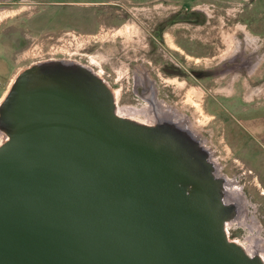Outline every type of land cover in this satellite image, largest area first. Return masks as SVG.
<instances>
[{
    "label": "water",
    "instance_id": "water-1",
    "mask_svg": "<svg viewBox=\"0 0 264 264\" xmlns=\"http://www.w3.org/2000/svg\"><path fill=\"white\" fill-rule=\"evenodd\" d=\"M0 264H264L211 152L171 121L120 117L92 69L46 60L0 103Z\"/></svg>",
    "mask_w": 264,
    "mask_h": 264
},
{
    "label": "rangeland",
    "instance_id": "rangeland-1",
    "mask_svg": "<svg viewBox=\"0 0 264 264\" xmlns=\"http://www.w3.org/2000/svg\"><path fill=\"white\" fill-rule=\"evenodd\" d=\"M94 14L95 32H81ZM1 50L19 72L46 60L89 67L126 117L148 108L137 80L146 66L158 100L188 118L250 203L230 238L264 239V0H0Z\"/></svg>",
    "mask_w": 264,
    "mask_h": 264
},
{
    "label": "bare ground",
    "instance_id": "bare-ground-1",
    "mask_svg": "<svg viewBox=\"0 0 264 264\" xmlns=\"http://www.w3.org/2000/svg\"><path fill=\"white\" fill-rule=\"evenodd\" d=\"M97 74H98V72H97ZM142 76H144V74H143V72H140L139 78H143ZM148 77H149V75H148ZM114 94H115L116 102H117V96L118 95H116L117 94L116 92H114ZM147 99H148V103H147L148 108L146 106L144 108H142V109L134 108V107L125 108L124 112L126 113L127 117L123 116L122 114H120V110L117 109L118 115L120 117H124V118L130 119V120H133L135 122H138V123H141V124H145V125H154V124H157L160 121H171V122L175 123L176 125H179V126H181L183 128L188 129L190 132L193 133V135L197 136V133H196L195 130H193L192 126L188 125V123H187L188 118L182 112H180L178 109L173 108L172 106H170V105L158 100L156 88H154L153 86H152V88L150 90V93L147 96ZM134 114L135 115H140L141 118L143 120H146V121L136 120V118L134 119V117H133ZM0 138L3 141L4 137H3L2 134H0ZM201 142H202V145L206 149H209V148H207L205 146L206 145L205 141L201 140ZM211 156H212L213 162L215 163V165L217 167L218 174L221 177L225 178L224 176L221 175L220 164L216 161V159L215 160L213 159L214 155H212V153H211ZM225 179L227 181V184H226V194H227L226 202L236 205V207L238 208V216H239V214H242V217L238 218V216H237V218L235 220H233L230 223H228L227 229H229V227H231L234 224H240V226L241 225H246V223H247L246 220H247V217H248V214H249L248 213L249 212L248 205H250V203L248 202V200L246 198V195L243 193L242 189L239 187L238 181L233 180V179H228V178H225ZM253 222H254V220H253ZM253 224L257 225L255 223H253ZM256 227H258V230L261 229V228H259L260 227L259 224ZM251 230H253V229H251ZM259 239L260 240H264L262 238H259ZM255 241L256 240H253L252 242L242 243L239 240H237V242L239 244H241L245 248V250L247 251V253L249 255H251V256L257 255V256H260L264 260L263 255H262V253H264L263 248L261 246H259V245H254V244L251 245Z\"/></svg>",
    "mask_w": 264,
    "mask_h": 264
},
{
    "label": "flooded vegetation",
    "instance_id": "flooded-vegetation-1",
    "mask_svg": "<svg viewBox=\"0 0 264 264\" xmlns=\"http://www.w3.org/2000/svg\"><path fill=\"white\" fill-rule=\"evenodd\" d=\"M65 5V4H64ZM66 9H68V12H71L70 14H69V16L70 15H72V14H74V12L77 10V9H72V10H70L69 8H65V10H63L65 13H68V12H66L67 10ZM63 11H62V13H63ZM80 15V14H79ZM78 14H77V16H79ZM65 16V15H64ZM81 16V15H80ZM79 16V17H80ZM81 18V21L83 22L84 21V18H83V16H81L80 17ZM81 21H80V23H81ZM92 21L94 22L93 24H91V25H88V26H86L85 28H82V29H80V31L81 32H95V29H94V27H95V24H96V16H95V14L92 16ZM93 25V26H92ZM92 26V27H91ZM244 60V59H243ZM242 60V61H243ZM238 61V60H237ZM148 64H149V62H147ZM240 63V62H239ZM246 63L247 62H245V60L243 61V62H241L240 64H238L236 67H234V68H236L237 69V71L239 72V71H241L242 69H245L246 70ZM143 69V70H142ZM142 69H140V71L139 72H143V74H144V76H143V78H138L137 77V75H136V77H137V80H138V82H141V86L142 87H146L147 89H149V90H151V88H152V86L153 87H155L154 85V81L152 80V77H151V74L152 73H150V71L146 68V66H145V68L143 67ZM154 69H152L151 71H153ZM148 75H149V77H148ZM149 78V79H148ZM146 79V80H145ZM151 80V81H150ZM144 90H146V89H144ZM147 91V90H146ZM145 92V91H144ZM260 225V224H259ZM259 238H262L261 236H260V234L258 235V237L256 238V236H254V237H252V238H249L248 240H246V242H252L253 240H256L254 243H252L251 245H259V246H261L262 248H263V250H264V240H260ZM259 239V240H258Z\"/></svg>",
    "mask_w": 264,
    "mask_h": 264
},
{
    "label": "crops",
    "instance_id": "crops-1",
    "mask_svg": "<svg viewBox=\"0 0 264 264\" xmlns=\"http://www.w3.org/2000/svg\"><path fill=\"white\" fill-rule=\"evenodd\" d=\"M19 71H15L13 60L0 51V103L5 98Z\"/></svg>",
    "mask_w": 264,
    "mask_h": 264
}]
</instances>
